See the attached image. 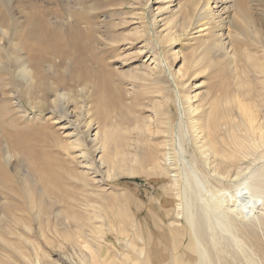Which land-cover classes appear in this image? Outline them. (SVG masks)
<instances>
[{"label": "rangeland", "instance_id": "rangeland-1", "mask_svg": "<svg viewBox=\"0 0 264 264\" xmlns=\"http://www.w3.org/2000/svg\"><path fill=\"white\" fill-rule=\"evenodd\" d=\"M192 1L0 0V70L10 69L18 82L12 86L0 73V87H6V98L0 89V120L6 128L13 122L51 128L69 147L53 139L44 147L55 172L78 174L72 162L79 160L87 177L71 182L73 214L81 222L65 221L55 199L47 200L53 209L46 215L35 210L25 216L20 208L4 215L6 205L21 204L17 186L36 183L40 193L42 184L27 157L2 140L0 151L16 180L0 196V264H148L151 247L165 252L157 264H201L202 257V264H264V144L258 135L264 133V0H195L193 8ZM202 9L207 18L187 31L183 11ZM35 13L65 37L75 20L87 35L77 57H43L36 65L46 77L39 79L24 50ZM79 75L85 81L72 82ZM47 87L64 94L65 102L45 97ZM213 103L223 118L216 134L225 165L218 168L198 148L208 133L200 116ZM240 107L250 110L258 131L245 126ZM60 109L72 113L76 127L54 128ZM107 131L111 142L104 145ZM166 148L165 169L153 155L161 157ZM105 158L113 162L110 169L99 168ZM200 217L209 223L203 234L192 221Z\"/></svg>", "mask_w": 264, "mask_h": 264}, {"label": "bare ground", "instance_id": "bare-ground-1", "mask_svg": "<svg viewBox=\"0 0 264 264\" xmlns=\"http://www.w3.org/2000/svg\"><path fill=\"white\" fill-rule=\"evenodd\" d=\"M195 3L199 4V1L193 0L192 4H191L192 8L195 5ZM182 15H186V24H187V26L185 25V28H186L187 31L190 30L191 24L199 23L201 21H204L207 18L204 9L198 10L196 13H193L190 10H186L185 12L183 11ZM31 22H33L34 25L31 26V29L27 30V32H26L27 33V37H26L27 39L25 40V43H24V50H25V52L27 54L26 58H28V60L31 62V63H28V62H26V63L34 66V68L36 67L37 73H35V75H36V78H38V79L39 78H43V77L45 78L46 76L43 73V71L40 69V67L37 66L36 64L44 63L46 60H43V57H45L48 53H50L51 56H59L61 59H72V58L77 57V55H79V53L85 47V40H86V36L87 35H86V33L83 30H81L79 28L80 22L78 20H75L73 26L69 28L68 35L66 37L62 35L61 31L54 30L51 27V25L49 24V21L47 20V18L43 17L42 14H40V13H35L34 15H32L31 16ZM207 25H209V23H205V25H202L203 27H202L201 31L207 30L206 28H204ZM151 31H152V25H149L150 36H151V38L154 39L155 36L152 35ZM235 46L233 44V47H235ZM76 64L79 67H82L83 66V60L78 58V61H76ZM0 73H2L1 77L3 78V80L10 79L11 80L10 84L12 86H17L18 85V82L15 79V77L12 76V73H11L10 69L4 70V71L0 70ZM100 74H101V72L99 71L97 73V75H100ZM85 79H86V77H83L82 75H79L78 77L73 78L72 82H82L83 83L85 81ZM170 79H171V77H170ZM0 89L3 91V97L6 98V93H5L6 87H3V88L0 87ZM96 92H98V90H96ZM52 94H54L57 97V99L55 101H58V102H56V104L60 103V101H63L62 99H65V95L64 94L59 95L57 93V91L53 90L52 88L47 87V88L43 89V95L45 97L51 96ZM187 101H189V100H187ZM63 102H65V101H63ZM3 104H4V108H5L7 106V100ZM178 105H180V102H179ZM181 108H182L183 113H184L185 109H183L182 106H181ZM241 109H242V115L246 119L245 126H249L250 130H252V131H258V128L253 123V118H252L253 115L251 114L250 110L247 109L246 107L245 108H241ZM190 110H192V109L190 108ZM56 113H57V111H56ZM58 113H60V117H57V118L53 117V119H52L53 120L52 124H54L53 125L54 128H58L59 130H62V131L64 130V132H67L73 126L76 127L75 126L76 123L74 121V116L72 115V113L70 111H68V110L64 111V110L60 109V110H58ZM187 114H190V113H187ZM104 115H105V113H103V111H101L99 113V116L102 117V118L104 117ZM180 115H182V114H180ZM185 116H186V114H185ZM191 116H193V115H191ZM184 117L182 119H184ZM200 117H201L200 118L201 126L208 127V133L205 136L204 140L199 142V147L198 148H199V150H200V152L202 154H204V155L207 154L208 156H210L211 159H213L212 162L214 163L215 166L214 165H212V166L217 167V165H220V166L222 165L221 167H223V164H224V162L222 160L223 159V151L218 146L219 140L217 139V134H216L217 129L220 128V126L222 124V120H223V118H220V116H219L218 105L216 103H213L212 106H211V109L209 110V112L203 114ZM104 120L106 121V118ZM104 123H106V122H104ZM18 126L19 125H15V123L13 122V126L11 128H6L5 124L2 123V121L0 120V145H1V141L2 140H6L9 143V145L11 146V148H13L15 150H19L21 153H23L27 157V159L30 162L31 168L33 170V173H35V175L38 176L39 182L42 184V191L40 193H38L37 189L35 187L36 183H31L29 181H26L25 187H23V185L22 186H17L16 185L17 187H19L17 189L16 196L20 197V199H21L20 200V203H21L20 205L21 206L20 205H13V206L6 205L5 207H3L4 215H9L11 209H15V208H20L21 209L20 211L22 213H24L25 216L33 214V212L35 210H37V213L39 215H41V216L42 215H46V214H49L50 211L53 209V206L47 204V200L55 199V200H57L56 202H60V204L62 203L63 206H64V209L60 212V214L67 215L66 217L68 219H66L65 221L69 220L70 217H71L72 220L77 221V222H81L82 218L73 214V212L75 210L74 201L76 200L77 196H75L74 190H72L71 182H72V178L77 179L78 181H83L85 179L87 180L85 171H82L86 167L84 166V164L81 161L77 160L76 163L77 162L78 163L75 164V162L73 160L72 163H74L75 167L80 169V171H76L78 174L71 175L70 173H68V172H66L64 170L59 172V173L55 172L54 162L51 159L48 158V156H47L48 152L44 149V147L47 146V144L50 142L51 139H53V140H55L57 146L63 147L66 151H69V147L65 146L63 144V140L60 138V135H57V133H55V132L52 133L51 132V128H47V127L28 126L27 124L24 125V126H21V127H18ZM78 131H79V129H78ZM64 132L61 134V136L64 134ZM105 133L106 134L103 136L102 143H104V145H108L111 142L110 141L111 140V135L108 133V131L105 132ZM258 135L261 137L262 143L264 144V133L262 131H258ZM71 136H72V134H67L63 138L69 137L66 140V141H68ZM79 136H80L79 138H83L84 134L80 131V135ZM97 137L98 136L96 134V139L94 141L97 140ZM86 140H87V138H86ZM235 142L240 148L244 147V146H242V144L239 143V140L237 138H235ZM166 146H168V143H167ZM167 151H169V149L167 150V148H166L163 151L162 156L159 157V158H157L156 154L153 155V160L156 161V164L159 165V167L160 166L163 167V168L166 167V165H167V154H166ZM82 157H83V155H82ZM3 158H4L3 157V153L0 151V196L1 197L6 194L5 186L7 185V183L8 184H15V180H16V179H14L13 175L9 172L8 166H7V164L4 161L5 159H3ZM75 158H77V156ZM208 160H209V157H208ZM83 162H84V160H83ZM112 165H113V162L111 163L105 158V159L102 160V163H100V167L99 168L103 169V168H107V166H109V169H110V167ZM43 171H45L46 173H44ZM216 171H218V170L216 169ZM95 173H97V172H95ZM45 176H47V177L53 176L55 178L54 179L49 178V180H47V179H45ZM50 182H52L51 185H50ZM194 183H195L194 185L197 187L198 185H196V182H194ZM225 183H226V181H225ZM76 186H78V185L76 184ZM200 192L201 191H199V193ZM189 193L191 194V192H189ZM186 194H187V192H186ZM191 199H192V197H191ZM179 200H181V199H179ZM198 202H200V200ZM201 202H203V201H201ZM195 205H194V207H195ZM199 206L202 207V205H199ZM190 208H191V210L194 209L192 207H190ZM207 208L205 209V207L204 208L202 207V209H204V210H208L209 209V208L208 209ZM217 209L219 210L220 208L217 207ZM217 209H216V206H215V210H217ZM183 214H184V212H183ZM208 214H211V213L208 212ZM10 216H13V212H11ZM219 216H221V214H219ZM214 218H215V216H214ZM220 218L221 217H219L218 219H220ZM158 219H159V217H158ZM199 219H200L199 222H195V220L192 219L193 225L195 227L194 229H195V232L197 234L198 233L199 234H203L204 228L205 229H206V227L208 228L207 225L209 223L207 221H205L206 219L204 220L203 217H200ZM209 219H211V217ZM215 219H216V221L218 220L217 218H215ZM176 220H178V219L176 218ZM207 220H208V218H207ZM224 220L228 221L226 218ZM20 221L22 222V220H20ZM188 221L190 222L191 220L189 219ZM217 222L220 223V220L217 221ZM15 223H17V222H15ZM226 223H228V222H226ZM222 224H224V223H222ZM173 225H175V224H173ZM224 225H226V224H224ZM211 226H213V225H211ZM78 228L79 229L83 228V225H81L79 223ZM137 230H139V229H137ZM223 231H225V229H223ZM218 235L219 234H217V236ZM229 235L231 236V234H229ZM205 236H206V234H205ZM207 237H209V236H207ZM213 237L216 238V235L213 236ZM151 240H152V238H151ZM218 240H216V241H218ZM223 242H225V241H223ZM232 242L233 241H231V243ZM232 244L234 245L235 243H232ZM225 245L226 244H224V246ZM233 245L230 244V246H233ZM236 246H237V243H236ZM189 249H191L192 252L194 250H199V248H197L195 246H190ZM230 249H231V247H230ZM186 251H187V249H186ZM222 251H224V250H222ZM232 252H233V250H232ZM164 253L165 252H161L159 254L158 252H156V250L153 247H151L149 249L148 255H147V258L149 260L148 264H157V263H159L160 256H163L161 258V259H163L164 256H165ZM203 253L204 252H202V254ZM234 255L237 256L235 253H234ZM198 256H199V254H198ZM202 258L205 260V257H202ZM203 259L201 261H198V262H201V264L205 263V261H203ZM175 264H193V263H191L190 261L189 262H184V260L176 259L175 260ZM196 264H199V263H196Z\"/></svg>", "mask_w": 264, "mask_h": 264}]
</instances>
